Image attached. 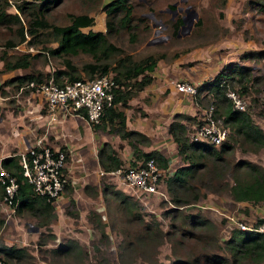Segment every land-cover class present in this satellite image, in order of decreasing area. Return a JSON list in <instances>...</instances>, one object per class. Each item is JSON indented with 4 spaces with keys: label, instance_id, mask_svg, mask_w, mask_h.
Returning <instances> with one entry per match:
<instances>
[{
    "label": "rangeland",
    "instance_id": "obj_1",
    "mask_svg": "<svg viewBox=\"0 0 264 264\" xmlns=\"http://www.w3.org/2000/svg\"><path fill=\"white\" fill-rule=\"evenodd\" d=\"M7 1L5 9L17 11L14 4L16 0ZM106 1L55 0L46 14L50 21L60 24L67 22V12L87 11L94 17L88 27L103 30L104 12L101 5ZM145 1L151 5V11L146 7ZM170 2H174V9L189 4L196 10L197 16L193 18L187 31L181 27L182 21L177 25L175 34L170 24H167V19L184 13L183 9L175 10L174 16L172 8L163 9ZM133 3L134 13L143 16L141 19H134V39L130 40L129 33L123 29L107 35L109 40L120 47L121 54L129 52L134 58H139L147 53H164V57L158 59L155 65L156 74L161 81L156 89H162L157 95L164 106L168 105L165 100V96H168L166 92L175 86L177 79L182 78L198 85L202 80L212 78L225 63L232 61L249 67L248 80L236 81L232 77L228 80V88L237 93L244 105L243 109L248 111L253 122L264 131V53L255 55L257 57L243 55L247 50L264 51V0H133ZM149 12L157 19L155 25H152L154 19ZM19 16L25 26L23 15ZM14 26L15 24L11 25V28ZM11 28L0 24V51L5 49L9 53H37L32 59L31 68L41 70L43 78L49 77L54 69L62 66L60 55H51L42 48L48 44L55 45V41H37L44 34H38L32 44L23 40L12 46H5V38L16 36ZM85 28L87 27H83ZM27 37L30 36L26 34ZM68 57L76 66V72L86 77L78 67L89 60L90 55L81 52ZM1 63L0 59V66ZM28 71L30 68L27 67L22 72ZM109 73L112 74V70ZM15 75L20 74L11 76ZM6 78L8 76H0V118L6 112L16 114L22 111L26 106V96L34 102H38L39 98L38 95L27 92L28 88L24 87L16 93L18 88L13 84L4 86L3 80ZM58 79L64 80L67 77L63 74ZM242 83L246 84V89H242ZM199 96L200 102L194 94H178L176 98L183 103L191 101L194 108L190 112L189 108L172 110V116L176 112L193 116V119L182 118L187 125L188 136L193 130V121L200 115L207 99H211L209 91L202 90ZM149 97L155 101L153 95ZM168 97L171 106L175 97ZM27 104L31 105L29 101ZM157 135L165 136L163 133ZM129 138L134 139L135 136ZM137 142L146 143L144 140ZM243 147L245 146L240 141L235 142L231 154L233 159L245 158L264 166V145L255 151ZM9 153L13 152L0 151V158ZM173 155L174 158H179L176 151ZM182 162L179 160L175 163L172 160L169 167L173 170ZM123 164L125 166L127 162ZM162 170L159 188L163 187L164 194L139 191L126 184L116 173H100L98 170V184L90 182L85 188L83 185L76 186V190L70 184L69 188H64L52 202L55 215L43 223H40L42 219L36 213L29 209L12 210L0 197V244L23 249L22 256L11 259L0 252L4 264H264V256L256 260L238 255L233 260L224 243L231 228L240 227V223L252 226L258 217H264V201L251 203L234 200L225 187V181L230 179L228 169L218 178H209L200 170V175H195L192 183L193 189L201 195L195 202L175 204L166 190V171L164 168ZM103 186L108 189L107 192L102 190ZM114 189H119L134 200V210L142 215V222L126 213L113 193ZM70 199L73 201L70 202ZM90 214L101 220L103 235L100 234V226L96 224L97 218L94 220ZM196 218H205L211 223L210 227L198 226L194 222ZM153 222L157 228L152 236L147 239L145 246L137 245L134 234L142 233L144 223ZM129 238L130 241L126 242ZM68 239L77 241L82 249L80 257L53 250ZM122 245L126 248H122ZM214 255L218 256V260L213 261Z\"/></svg>",
    "mask_w": 264,
    "mask_h": 264
},
{
    "label": "trees",
    "instance_id": "obj_2",
    "mask_svg": "<svg viewBox=\"0 0 264 264\" xmlns=\"http://www.w3.org/2000/svg\"><path fill=\"white\" fill-rule=\"evenodd\" d=\"M54 1L37 0L28 2L26 0H16L14 4L18 12H10L5 9L8 1L0 0V24L9 28L15 24L11 29L16 34L15 37L5 38L3 44L12 46L16 42L23 40L32 44L38 34H44V36L37 41H55V45L48 44L42 48L51 55H60L62 57V66L54 69L49 75L57 82L63 81L58 79L59 75L63 74L66 75L67 80L83 77L76 72V66L68 57L70 54L74 55L82 52L90 55L91 58L82 62L78 67L80 71L86 74V77L109 73V70H112V74H110L117 84L113 89L112 105L104 109L98 122L90 123V125L97 127L100 123L108 124L109 130L115 132L120 138H128L127 142L131 145L134 159L153 157L158 166L161 168L166 167L167 158L165 155L156 149L142 151L129 138L135 136L134 139L139 137L144 141L148 140L142 132L126 128L122 109L117 108L116 105L118 103L120 106H127V100L135 90L151 80L152 76L149 71L153 68L156 60L164 57L163 52L147 53L139 58H134L129 52L121 54L119 52L120 47L109 40L107 34L121 29L129 33L130 40L134 39V19H141L143 16L134 13L135 3H133V0H107L103 2L101 5V10L104 12L103 30L82 29V27L92 24L94 19L93 15L87 11L67 12L68 20L66 23L59 24L50 21L46 13ZM221 1L223 2L224 0ZM145 4L151 11V5L147 4L146 1ZM167 6L170 8L174 7L171 3H168ZM19 14L23 15L25 26L22 25ZM181 21V17L175 16L167 19L166 22L168 25L170 24L171 30L175 34L176 27ZM26 34L30 37L26 38ZM263 53L262 49H253L244 51L243 55L246 57H257L255 55L260 56ZM36 55L37 53L35 52L9 53L5 49H1L0 59L2 63L0 72L15 67L30 68V71L26 73L4 79L3 83H11L15 88H18L20 84L30 79L34 81L42 79L43 72L31 68L32 59ZM248 72L249 67L247 65H240L230 61L225 63L212 78L204 79L196 85L194 93L196 100L200 102L199 94L202 90L209 91L211 99H207L205 106L212 104L213 115L220 116L224 125L228 128L225 139L217 146L201 140H192L188 137L187 126L182 118L193 119L192 115L176 112L168 122L167 131L175 143L176 152L183 161L182 164L175 167L171 174L165 177L166 190L175 204L195 202L201 195L199 191L193 189L194 184L192 183L195 175H200V170H203L209 178H218L228 169L230 179L225 181V187L234 200L249 201L251 203L264 201V166L245 158L233 159L231 156L234 144L237 141H240L245 146L243 148H248L252 151L264 145L263 129L253 122L248 111L233 107L230 99L225 94L229 79L234 77L236 81H247ZM241 87L246 89L247 86L242 83ZM1 92L3 93L4 91L1 89ZM59 147L65 149L63 145ZM96 156L103 172L123 168L124 166L118 153L108 141L102 142L96 151ZM0 165L14 173L18 181V186L13 196L14 210L29 209L42 219L40 223L55 215L53 213L52 200H46L44 196L34 193L31 184L22 178L15 153L2 156ZM68 185L69 180H67L65 187L67 188ZM85 187H87L86 184L84 185ZM103 189L105 192L108 190L104 186L102 187ZM1 190L0 187V194ZM113 193L118 197L120 204L128 215L135 217L141 222L143 221L142 215L134 210V200L130 199L119 189H114ZM72 201L70 199V202ZM90 215L95 220L96 215ZM188 217L191 219L189 214ZM96 218V224L100 226V234L103 235L104 231L100 225L101 220L99 217ZM194 222L198 226L203 227H210L211 224L205 218H196ZM259 223H264V217H258L253 226L256 227ZM143 225L144 230L142 233L134 234V239L137 245L145 246L147 239L152 236V232L157 226L154 222L153 224L144 223ZM129 241L130 238L126 240V242ZM224 243L233 260L238 255L248 256L256 260H260L264 256V233L256 228H231L229 236L224 239ZM122 248L126 247L122 245ZM53 250L71 253L74 257H80L82 254V249L74 239H68L66 242L60 243V246L53 248ZM131 250L134 251V248H131ZM0 252L9 259L23 255L22 247L14 245L0 244ZM212 259L213 261L218 260V256L214 255Z\"/></svg>",
    "mask_w": 264,
    "mask_h": 264
},
{
    "label": "crops",
    "instance_id": "obj_3",
    "mask_svg": "<svg viewBox=\"0 0 264 264\" xmlns=\"http://www.w3.org/2000/svg\"><path fill=\"white\" fill-rule=\"evenodd\" d=\"M88 26L86 25L84 27L87 28L83 29L82 27V29L87 30L90 28ZM157 60L153 68L149 71L152 76L151 80L141 88L135 90L128 98L127 106H120L118 103L116 105L117 108L122 109L126 128L136 129L148 138V144H146L147 141H144L146 143L142 144L137 142L143 140L139 137L137 139H131L137 147L142 151L156 149L166 156L167 165L164 169L166 171L165 175L167 176L175 169L172 170L169 167L172 160L175 163H178L180 160L181 163L180 156L178 159L174 158L175 155L173 153L176 151L175 143L167 131V124L172 119V110H186L189 108L188 112H190L194 106L191 101L183 103L179 98H176L178 94L179 96L190 94L177 90L175 86L166 92L168 96L175 97L171 106L169 105L170 101L167 100L169 98L168 96H165V100L169 107L168 105L164 106V102L159 100L157 94L161 93L160 90L162 89H156L158 83L161 82L155 70ZM25 68L27 67H15L0 72V76L4 78L14 74H21ZM8 84L4 86H9ZM21 90L17 89L16 93H19L18 91ZM28 90L27 92L39 96L38 102L29 100L28 96H26V106L23 107L22 111L16 114L6 112L1 116L0 151L11 150L14 153L23 149L28 143H32L38 136H41L53 148L63 145L67 152L65 169L69 184L73 186V190H76V186L83 185L84 187L85 184L90 182L98 184V170L101 168L97 161L96 151L103 141H108L112 145L123 163H128L134 159L131 145L127 142L128 138H120L115 132L109 130L108 124L100 123L99 126L93 127L83 116L63 111L56 112L55 117L50 118L42 106L40 94L29 88ZM151 95L155 97V101L149 97ZM28 101L31 105L27 104ZM160 101L161 103L159 104ZM159 133H163L165 136H158L157 134ZM10 147L12 148L10 149ZM176 154L178 153L176 152ZM175 163H172V165ZM70 186L68 185V188Z\"/></svg>",
    "mask_w": 264,
    "mask_h": 264
},
{
    "label": "built area",
    "instance_id": "obj_4",
    "mask_svg": "<svg viewBox=\"0 0 264 264\" xmlns=\"http://www.w3.org/2000/svg\"><path fill=\"white\" fill-rule=\"evenodd\" d=\"M174 84L177 90L191 95L196 91V85L182 78L177 79ZM116 85L110 73H103L93 77L64 79L61 82L53 80L51 76L38 81L30 79L20 84L18 90L25 87L37 91L40 94L42 106L50 118H54L56 112L63 111L75 113L83 116L89 123H95L99 121L104 109L112 105L113 89ZM225 93L233 107L243 110L244 105L237 93L229 88L225 89ZM212 109V104L203 107L198 118L193 121V130L188 137L217 146L225 139L227 127L220 116L213 115ZM15 155L21 176L31 184L34 193L53 202L66 188L68 177L65 169V149L53 148L41 136H38ZM162 171L155 159L148 157L133 159V162L129 161L123 168L108 172L116 173L126 184L139 191L164 194L163 187L159 188ZM99 172L103 171L100 169ZM17 186L15 174L0 165L1 201L12 210L14 209L13 196ZM239 226L240 228H256L264 233V223H259L256 227L244 223H240ZM0 264H4L1 253Z\"/></svg>",
    "mask_w": 264,
    "mask_h": 264
},
{
    "label": "water",
    "instance_id": "obj_5",
    "mask_svg": "<svg viewBox=\"0 0 264 264\" xmlns=\"http://www.w3.org/2000/svg\"><path fill=\"white\" fill-rule=\"evenodd\" d=\"M180 8L183 9V11H184V13L181 15V20H182L181 27L185 28V30L187 31L189 29L190 25L192 24L193 18L197 16V12L189 4H186L183 8L181 6H178V9H180ZM164 9L168 10L169 8L168 7H164ZM174 11L175 10L172 9V13ZM149 13H150V16L153 18L152 12H149ZM156 20L154 19V21L152 22V25H155Z\"/></svg>",
    "mask_w": 264,
    "mask_h": 264
},
{
    "label": "flooded vegetation",
    "instance_id": "obj_6",
    "mask_svg": "<svg viewBox=\"0 0 264 264\" xmlns=\"http://www.w3.org/2000/svg\"><path fill=\"white\" fill-rule=\"evenodd\" d=\"M170 3L173 4V5H175L174 2H170ZM166 7H168V6H166ZM168 8H170V7H168ZM163 9H164V8H163ZM170 9H171V8H170ZM172 9H174V7H173ZM172 9H171V10H172ZM180 9H181V8H180ZM180 9H178V7H177V8L175 7L174 10H180ZM174 12H175V11H174ZM174 12H173V15H174ZM174 16H175V15H174ZM179 17H181V16H179Z\"/></svg>",
    "mask_w": 264,
    "mask_h": 264
}]
</instances>
